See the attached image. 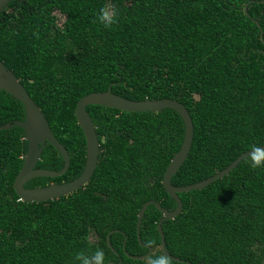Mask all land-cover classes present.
<instances>
[{"label": "trees", "instance_id": "16d2710c", "mask_svg": "<svg viewBox=\"0 0 264 264\" xmlns=\"http://www.w3.org/2000/svg\"><path fill=\"white\" fill-rule=\"evenodd\" d=\"M106 6L117 13L109 26L99 20ZM0 60L71 154L65 174L26 187L81 175L87 140L76 106L110 85L128 99L172 98L189 109L194 141L171 179L176 186L207 179L264 145V0H10L0 11ZM86 108L100 139L98 164L88 183L58 199H20L14 182L26 133L0 130V264H78V254L97 249L105 264H147L164 253L156 204L142 220L144 244L137 223L148 200L177 207L163 179L184 141V119L173 108ZM25 117L22 101L0 90V125ZM255 154L204 188L179 193L182 212L163 222L168 250L184 260L169 257L171 264H264V159ZM64 164L47 142L37 167ZM150 247L145 258L127 255Z\"/></svg>", "mask_w": 264, "mask_h": 264}, {"label": "water", "instance_id": "95a60500", "mask_svg": "<svg viewBox=\"0 0 264 264\" xmlns=\"http://www.w3.org/2000/svg\"><path fill=\"white\" fill-rule=\"evenodd\" d=\"M10 0H0V11L5 7ZM246 12H248L245 7ZM0 90H5L12 96L21 100L24 104L26 110V117L24 120H16L14 122H8L4 125H0V130L9 129L14 126H21L24 128L26 133V140H28V151L24 158V163L20 169L15 182L14 187L19 195V197L27 202H41L47 200L58 199L62 196H67L70 193L83 187L92 178L94 171L98 164L99 155L101 152L100 139L97 133L95 123L92 116L87 110V106L90 104H98L109 106L112 108L120 109L123 111L130 112H144L152 111L158 112L165 108H173L180 113L184 119L186 132L184 141L181 145L180 150L171 159L165 173L163 183L166 191L176 200L177 207L174 210L166 209L161 205V203L155 199L148 200L145 202L139 213V219L137 223V234L141 244L143 243L141 235V225L142 220L145 215L147 207L154 203L163 212L164 216L158 223V229L161 234L162 248L164 253L177 261H184L180 257L173 255L167 248L166 236L163 229V222L166 219H172L178 216L184 207L183 200L180 197V192H186L193 189H202L217 178H220L228 174L232 169H234L239 162L248 155H254L258 151L264 149V145L259 148L248 150L241 155H239L228 167L216 173L215 175L198 181L193 184H188L184 186H176L171 182L173 175L178 171L180 166L188 158L191 151L192 144L194 141V121L191 116L189 109L185 104L177 99L172 98H154V99H144V100H132L126 97L120 96L112 91V85L105 91H95L91 92L84 97H82L76 106V114L78 118V123L84 131L87 140V160L86 166L76 179L63 182V183H51L42 187H26L25 184L33 178L40 176L48 177H59L67 172L71 163V154L68 149L62 144L54 135L51 125L43 112L42 108L36 103V101L31 97V95L26 90L25 86L17 75L9 69L0 60ZM50 142L63 156L65 160L64 167L61 170H50L38 168V161L44 151L46 143ZM114 232L111 231L108 236V244L112 247L110 242V234ZM125 245V243H124ZM113 248V247H112ZM125 250L126 247L124 246ZM127 252V251H126ZM152 252L150 247L149 252L146 255L134 256L127 252V255L134 259H142L147 257Z\"/></svg>", "mask_w": 264, "mask_h": 264}, {"label": "clouds", "instance_id": "9594fccd", "mask_svg": "<svg viewBox=\"0 0 264 264\" xmlns=\"http://www.w3.org/2000/svg\"><path fill=\"white\" fill-rule=\"evenodd\" d=\"M117 13L114 9H110L107 6L101 10L99 20L105 26H109L116 22ZM256 162L264 159V153L257 152L254 157ZM21 199V198H20ZM78 264H105V254L103 250L97 249L92 254L80 253L76 257ZM147 264H171L170 258L161 253L159 255H153L149 257Z\"/></svg>", "mask_w": 264, "mask_h": 264}, {"label": "flooded vegetation", "instance_id": "af4514ba", "mask_svg": "<svg viewBox=\"0 0 264 264\" xmlns=\"http://www.w3.org/2000/svg\"><path fill=\"white\" fill-rule=\"evenodd\" d=\"M51 183H55V182H49L48 184H46V185H49V184H51ZM46 185H44V186H46ZM37 187H42V186H37Z\"/></svg>", "mask_w": 264, "mask_h": 264}]
</instances>
